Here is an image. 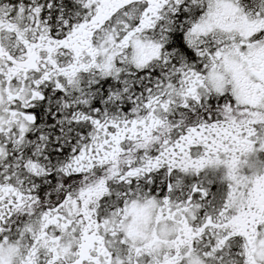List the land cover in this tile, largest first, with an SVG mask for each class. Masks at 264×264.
I'll return each mask as SVG.
<instances>
[{"label":"snow or ice","instance_id":"snow-or-ice-1","mask_svg":"<svg viewBox=\"0 0 264 264\" xmlns=\"http://www.w3.org/2000/svg\"><path fill=\"white\" fill-rule=\"evenodd\" d=\"M0 264H264V0H0Z\"/></svg>","mask_w":264,"mask_h":264}]
</instances>
